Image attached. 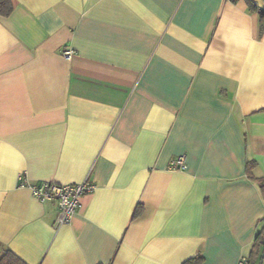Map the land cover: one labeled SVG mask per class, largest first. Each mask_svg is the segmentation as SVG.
<instances>
[{
	"label": "crops",
	"instance_id": "0c3cea01",
	"mask_svg": "<svg viewBox=\"0 0 264 264\" xmlns=\"http://www.w3.org/2000/svg\"><path fill=\"white\" fill-rule=\"evenodd\" d=\"M12 1L0 246L27 264L247 259L264 225L259 14L246 0ZM21 174L96 187L57 226V203L19 187Z\"/></svg>",
	"mask_w": 264,
	"mask_h": 264
},
{
	"label": "built area",
	"instance_id": "2783aa9c",
	"mask_svg": "<svg viewBox=\"0 0 264 264\" xmlns=\"http://www.w3.org/2000/svg\"><path fill=\"white\" fill-rule=\"evenodd\" d=\"M66 57H71L72 51L67 48L64 51ZM185 157L181 156L170 163V168H185ZM19 187L29 188L33 195L40 201L53 200L59 207L57 226L71 222L76 211L80 207V197L84 193L94 191L95 183L85 180L81 183L60 184L56 182L44 181L39 184L29 182L25 175L19 176ZM239 264H247V259L241 260Z\"/></svg>",
	"mask_w": 264,
	"mask_h": 264
},
{
	"label": "trees",
	"instance_id": "16d2710c",
	"mask_svg": "<svg viewBox=\"0 0 264 264\" xmlns=\"http://www.w3.org/2000/svg\"><path fill=\"white\" fill-rule=\"evenodd\" d=\"M249 8L252 11H255L260 16V31L263 33L264 31V8H259L252 0H246ZM14 9L12 0H0V15L1 16H9ZM253 163H249L248 169L252 167ZM261 186V189L264 194V179L258 180ZM264 252V225L259 230L256 235L254 245L252 251L247 258V264H260L262 259V254ZM201 259L196 257L189 260L188 264H199ZM0 264H27L23 261L17 254H15L10 249H5L0 246Z\"/></svg>",
	"mask_w": 264,
	"mask_h": 264
},
{
	"label": "water",
	"instance_id": "95a60500",
	"mask_svg": "<svg viewBox=\"0 0 264 264\" xmlns=\"http://www.w3.org/2000/svg\"><path fill=\"white\" fill-rule=\"evenodd\" d=\"M263 259H264V252H263V254H262V259H261V261H260V264H263Z\"/></svg>",
	"mask_w": 264,
	"mask_h": 264
},
{
	"label": "rangeland",
	"instance_id": "374dc122",
	"mask_svg": "<svg viewBox=\"0 0 264 264\" xmlns=\"http://www.w3.org/2000/svg\"><path fill=\"white\" fill-rule=\"evenodd\" d=\"M263 264H264V259H263Z\"/></svg>",
	"mask_w": 264,
	"mask_h": 264
}]
</instances>
